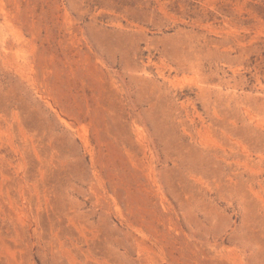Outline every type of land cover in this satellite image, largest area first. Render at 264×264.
<instances>
[{"label": "rangeland", "instance_id": "374dc122", "mask_svg": "<svg viewBox=\"0 0 264 264\" xmlns=\"http://www.w3.org/2000/svg\"><path fill=\"white\" fill-rule=\"evenodd\" d=\"M0 264H264V0H0Z\"/></svg>", "mask_w": 264, "mask_h": 264}]
</instances>
